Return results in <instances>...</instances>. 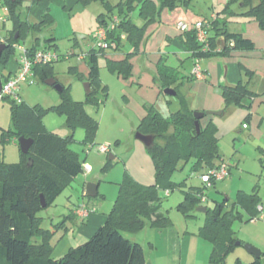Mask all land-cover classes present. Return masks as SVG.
<instances>
[{"label":"trees","instance_id":"trees-1","mask_svg":"<svg viewBox=\"0 0 264 264\" xmlns=\"http://www.w3.org/2000/svg\"><path fill=\"white\" fill-rule=\"evenodd\" d=\"M24 0H2L7 8V20L11 23L9 33L1 37L6 47L0 54V63L6 64L10 55L14 54V45L20 44L29 33H37L52 24L51 16L46 13L42 20L30 24L22 17L20 8ZM82 5L99 3L106 10V14L98 16V25H107L113 16L118 18L115 30L109 33V39L115 41L118 50L123 45L120 35L133 47L134 51L126 53L122 60L106 59V67L117 73L123 79L131 75L130 57L144 36L145 28L154 21V16H160L163 9L173 10L177 7L188 9L192 0H127L119 5L121 15H113V7L108 0H79ZM237 5V9L233 7ZM139 8V16L144 21L138 26L126 15L133 7ZM214 19H201L205 22L207 34V48L196 40L193 29L182 32L184 45L190 57L196 60L202 58L226 57L234 50H252L253 42L237 32L228 29V19L240 17L247 22H255L264 34V0H228L224 7L216 12ZM98 26V27H99ZM37 39H35V42ZM232 42L230 47L227 43ZM44 49H50L54 38L46 40ZM38 43L27 48L31 53L37 50ZM219 49V51H216ZM101 53L104 51L99 50ZM96 54H89V87L96 85L99 68ZM53 64V63H52ZM52 64L35 66L34 76L42 81L48 78L57 79L52 75ZM245 75L251 80L252 72L244 69ZM157 80L161 91L172 88L176 92L179 109L170 112L167 118L150 105L145 109V115L139 121L136 132L152 135L153 144L147 148L155 169V185L144 186L129 177H124L119 184L118 196L114 205L105 217L103 225L83 244L70 248L59 259L49 256L50 230L42 228V218L37 214L53 204L64 187L71 180L83 173V167L77 156L69 149L71 134L76 128L85 131V142L94 145V137L98 129L97 122L85 110L87 104L99 106L103 100L88 92L85 102L73 101L68 88L62 86L59 93L60 103L46 110L28 108L22 101H12L10 106L13 130L10 134L33 140L27 154L20 152L18 163H5L0 155V264H145L142 246L137 242L126 239L122 232H137L148 225L153 229H164L171 222L167 213L162 212L157 189L166 191L173 189L170 177L182 164L194 160V171L201 168L209 170L217 166L218 144L215 136L216 128L212 122L202 127L199 121V132H196L193 112L187 100L179 93L178 71L160 63L157 67ZM58 82V81H57ZM247 83L239 81L235 85L222 86L220 96L225 106L240 105L244 99H253L255 93L248 90ZM55 112L65 116V126L70 132L68 138H61L55 133L48 132L41 124L46 112ZM31 167H28V161ZM112 161L107 158L102 170H106ZM203 184V183H202ZM215 183L211 184L214 185ZM206 185L191 188L184 193L183 200L177 205V210L184 216L190 217L200 203ZM41 197L45 207H42ZM97 197L99 195L97 194ZM101 199V197H99ZM225 204L216 203L214 209H206L204 225L199 235L212 245L210 264H225V258L232 251L237 239L231 230L235 219L242 217V211L248 213L250 220H254L259 213L264 212L257 194L245 195L240 193L232 204L230 211L223 213ZM261 207V210H258ZM236 209V211H235ZM234 264H241L237 258ZM251 264H260L254 260Z\"/></svg>","mask_w":264,"mask_h":264},{"label":"rangeland","instance_id":"rangeland-1","mask_svg":"<svg viewBox=\"0 0 264 264\" xmlns=\"http://www.w3.org/2000/svg\"><path fill=\"white\" fill-rule=\"evenodd\" d=\"M126 1L108 0L109 5L113 7L112 14L120 16L119 5ZM211 2L192 0V6L196 10L205 11L208 5L211 6L214 3L213 0ZM237 7L235 5L233 9ZM20 12L30 24L39 23L46 13L51 16V26L43 28L34 35L38 39L37 43L40 48L48 45L47 39L54 38L50 50L55 52L58 60L51 65L52 75L61 86L68 88L69 96L73 101L85 102L87 97L85 85L90 84L88 81L89 54L98 55V78L96 85L92 84L89 90L104 102L99 106L89 104L85 106L86 113L98 125L94 145L91 146L85 142V131L80 127L73 131L69 143V149L77 156L83 169H88V172L86 175L81 173L71 180L53 204L37 214L39 218H42V228L52 232L49 238V256L59 259L73 246L72 240L75 238L73 233L66 232V229L60 225L65 220V216L70 214L71 209L75 206L93 205L96 209L95 214H104L106 217L114 205L119 192V184L125 176L144 186L155 185V169L152 159L144 145L135 139L136 128L141 116L139 112L142 110L141 93L136 79L140 72L146 71L147 60L141 54L131 55L133 71L132 76L127 79H123L106 67L105 58L108 53L110 55L112 52L121 51L122 53H117L119 56L118 54L133 52L134 49L126 39L122 42L124 46L118 50H105L103 53L99 51L92 38L98 28V16L106 14L105 8L99 3L82 5L79 0H24ZM129 12L128 17L132 22L138 26L144 25V21L139 16L138 7L134 6L131 11L125 8L122 14L126 15ZM0 14H4L5 19L7 18L3 10H0ZM158 19L159 16H154L155 23H158ZM236 20L237 16L228 19L229 30H236ZM153 22L146 26L145 32L152 27ZM11 28L8 20L4 25L0 23V36H6ZM34 35L33 33L27 34L24 39L19 40L20 44L29 47ZM172 51L173 49L167 43H163L160 47V52L164 54V61L169 58L165 64L180 68L179 71L188 74L192 68L191 63L184 60L185 64L181 67L176 60H172ZM18 56L19 52L15 50L6 64L0 63L2 81L9 73L15 74L14 72L18 70L16 62ZM239 60L248 69L250 68V71H254L249 80L245 71L240 68L241 81L247 83L248 90L255 93L254 98L244 99L240 105L225 106L223 103L220 110L222 115L205 116L200 124L203 126L207 121H211L215 126L220 157L214 161V164L226 163L229 166V176L205 189V201L200 202L197 207L212 211L216 203H224L223 213L232 209V204L240 193L257 194L264 206V60L256 55ZM184 84L186 92L190 91V86L193 84L191 82ZM19 96L22 103L31 109L46 110L60 103L59 92L54 87L46 85L39 76L35 77L31 85L22 84ZM172 100L174 104L170 110L174 112L179 109V104L176 98ZM11 104V99H4L0 102V155L3 161L9 164L20 161L17 137L10 134L13 130ZM41 124L46 131L55 133L61 138L70 136L65 126V116L62 114L46 112L41 119ZM100 145L108 147L109 151L107 153L98 152ZM88 149L89 152L86 153ZM109 156L113 157L112 164L106 170H102ZM193 163L192 159L172 173L170 181L174 188L169 189L168 196H166L165 189H157L161 210L167 213L171 222L169 227L171 232L188 231L192 233L205 222L206 213L197 212L195 209L190 213V217H186L177 210V205L183 200L185 192L191 188L204 186L200 177L207 172V169L201 168L194 171ZM92 183L97 185V193L101 199L84 195L83 190L85 191L86 185ZM231 230L238 242L251 245L262 253L259 263L264 264V212L259 213L254 220H250L248 213L242 211V217L233 221ZM145 233H156V230L144 228L138 232H122L123 236L130 241L136 238L134 242L141 244L148 255ZM93 234L89 235L83 243ZM237 258L240 259L241 264H250L254 260L253 256L249 255L242 246H234L226 256L225 264H234Z\"/></svg>","mask_w":264,"mask_h":264},{"label":"crops","instance_id":"crops-1","mask_svg":"<svg viewBox=\"0 0 264 264\" xmlns=\"http://www.w3.org/2000/svg\"><path fill=\"white\" fill-rule=\"evenodd\" d=\"M206 1L207 3H212V0ZM227 1L228 0H213L214 3L211 4V6L208 5L205 11L196 10L195 8H193L192 4L188 9L184 7H177L173 10L163 9L160 13L158 23H155L156 21H154L152 27H150L148 31H144L143 39L141 40L137 47V50L133 54H141L147 60V65L145 67L146 71L140 72V74L138 75V79H136V84L138 85L139 92L141 93L140 99L142 101V110H140L139 112L141 113V116L139 118L140 120L145 115L146 107L150 105L154 106V108L164 118H167L170 112H173L170 109L174 104L172 99L176 98V96L172 97L165 95L163 91H161L159 85L160 82L156 78L157 67L160 63H163L166 67L170 69L178 71L179 93L185 97L192 111L221 112L220 110L223 105V99L220 96V88L222 86L235 85L239 81H241V67L250 71V68L248 69L247 66L244 63L240 62L239 59L243 60V58H248L251 55H256V57H258L259 59L264 60V34L258 27L257 23L247 22L245 19L240 17H237L236 20V30L230 31L240 33L243 37L250 39L254 44V48L252 50H234L230 53L229 56L226 57L219 56L213 58H202L200 60H196L190 57V53L187 51L184 45V37L181 36L182 32L177 29L176 24L181 21L192 25L193 23L200 21L201 19H214L217 16L216 12L220 11ZM214 6L218 8H215ZM3 12L7 14V12ZM0 17L5 18V15L0 14ZM6 20L7 18L5 19V22L0 21V23L4 25L6 23ZM35 39H37V37L34 35L29 47L25 46L24 44L20 45H23L27 48H31L34 43L38 42V39L36 42ZM124 40L125 39H123V41ZM163 43L169 44L170 47L173 49L171 53L173 61L176 60L182 67V65L185 64L184 60H187L192 65V68H190L191 71L193 69V65L197 63L201 71L203 72L205 78L203 80H195L191 76L190 70L188 74H185V72L179 71L180 68H175L166 65L165 62L168 61L169 58L164 61V54L160 52V47L163 45ZM227 44L230 47L233 46L232 42L230 41ZM37 49L44 48H40L38 46ZM117 53L122 52H112L110 55H108V53L105 60L107 58L116 61L122 60L126 54H118L119 56H117ZM19 56L16 59L18 69ZM231 58L237 59H235V61ZM130 63L132 66L131 71H133V63L131 61V57ZM17 71L13 72L16 73ZM251 72L253 73L254 71ZM11 75L13 74L9 73L7 77ZM131 76L132 72L129 77ZM2 82L3 81L1 79V84ZM185 82H191L193 84L192 86H190V91L188 92H186L185 90ZM132 83H134V81H132ZM220 115H222V112ZM202 119L200 120V124ZM208 122L210 121H207L205 125H207ZM205 125L201 126L204 127ZM83 192L85 193L84 190ZM168 195L169 193L166 196ZM81 207H84L86 210H88L89 213L86 217H78L74 213L75 209L78 208L77 206H75L73 209H71L70 214L65 216V220L62 221L60 224L61 227H64L66 229V232H70L75 235V238H73L72 240L73 246L70 248H76L77 246L81 245V243L83 244V241H85L86 238L89 237V235L95 233L96 229L100 228L105 220L104 214H95L96 209L93 207V205H82ZM203 225L204 224H202V226ZM202 226L198 227V230L194 229L196 233H189L188 231H185L183 233H175L173 231H170V226L164 229L157 230L150 228L148 225H145L144 228L156 230V233H145L147 236L146 245L149 253L148 255H146L145 250L142 247L145 262L149 261L150 264H210L209 259L211 253L209 251H212V245L209 241L199 235V230L200 228H202ZM188 229L189 228H187V230ZM134 239L136 238H133V242L136 241Z\"/></svg>","mask_w":264,"mask_h":264},{"label":"built area","instance_id":"built-area-1","mask_svg":"<svg viewBox=\"0 0 264 264\" xmlns=\"http://www.w3.org/2000/svg\"><path fill=\"white\" fill-rule=\"evenodd\" d=\"M0 9H3V11L7 12V8L6 6L3 5L2 0H0ZM0 21L5 22V18L0 17ZM117 23H118V18L116 16H113L107 25L99 26L97 30L94 32L92 38L95 40L96 46L99 50L105 51L115 47V41L109 39V33L115 30V26ZM204 26H205L204 21H197L192 25L181 21L176 24L177 29L181 32H185L187 30L193 29L195 32L196 40L199 43L204 44V50H205L207 48V44H206L207 34L205 32ZM124 38L125 37L123 35H120L121 40H123ZM0 43H3V39L1 37H0ZM13 48L14 50L20 52L19 69L15 74L7 77L2 82L0 89V102H2L4 99H11L16 103H20L21 102L19 96L20 86L24 83H27L29 85L34 83L35 76H34L33 68L38 65L44 66V65L52 64L58 60V56L55 54V52L51 51L50 49H37L36 51L29 53L27 47H24L23 45L20 44L14 45ZM216 51H219V49H217ZM191 76L195 80H203L205 78L203 72L201 71L197 63L193 65ZM97 150L100 153H107L109 151L108 147L103 145H100ZM88 152L89 149L86 151V153ZM87 172L88 169H83L84 175H86ZM228 176H229V166L226 163L221 162L217 166L207 170L206 173L202 174L200 177V181L207 187H210L211 184L216 183L218 181H222L226 179ZM168 193L169 192L166 191V195ZM204 201H205L204 196H201L200 202H204ZM258 210H261V207H258ZM74 213L78 217L84 218L88 215L89 212L84 207L80 206L77 209H75Z\"/></svg>","mask_w":264,"mask_h":264},{"label":"water","instance_id":"water-1","mask_svg":"<svg viewBox=\"0 0 264 264\" xmlns=\"http://www.w3.org/2000/svg\"><path fill=\"white\" fill-rule=\"evenodd\" d=\"M6 46L4 44H0V54L1 52L3 51V49L5 48ZM44 83L48 86H52L54 87L59 93L61 92L62 90V86L54 79V78H48L46 80H44ZM0 89H1V79H0ZM85 89H86V92L88 94L89 92V84L87 83L85 85ZM163 93L165 95H168V96H176V92L171 89V88H166L163 90ZM221 112H211V111H205V112H198V111H194L193 112V117L195 119V122H194V126H195V129H196V132L198 133L199 132V121L205 117V116H213V115H220ZM135 139L140 141L145 149L149 148L152 144H153V139L154 137L152 135H143L139 132H136L135 134ZM17 142H18V147H19V151L22 153V154H27L30 147L32 146L33 144V140L32 139H29V138H25V137H19L17 139ZM112 156H109L108 159L109 160H112ZM28 167H31V161L29 160L28 161ZM85 195L89 198H96L97 197V185L96 184H87L86 187H85ZM41 203H42V207H45V204L43 202V198L41 197ZM196 211L197 212H202V213H205L206 212V209L203 208V207H198L196 208ZM235 246H242L246 252L253 256L254 260H259L260 257L262 256V253L255 249L254 247H252L251 245H248V244H242L241 242H236ZM145 264H150L149 261H146Z\"/></svg>","mask_w":264,"mask_h":264}]
</instances>
